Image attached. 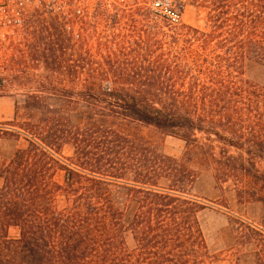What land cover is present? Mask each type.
<instances>
[{
	"label": "trees",
	"instance_id": "trees-1",
	"mask_svg": "<svg viewBox=\"0 0 264 264\" xmlns=\"http://www.w3.org/2000/svg\"><path fill=\"white\" fill-rule=\"evenodd\" d=\"M192 2L208 11L207 30L152 26L157 45L170 41V60L149 49L101 62L82 53L72 18L46 23L50 55L35 62L68 71L24 78L36 87L24 94V122L17 104L16 130L7 132L28 147L0 168V264H214L200 221L210 208L191 196L197 166L241 192L255 186L264 204V81L246 75L250 66L264 70V0ZM12 84L23 82L0 77V93ZM142 127L179 135L184 156L165 154Z\"/></svg>",
	"mask_w": 264,
	"mask_h": 264
},
{
	"label": "rangeland",
	"instance_id": "rangeland-1",
	"mask_svg": "<svg viewBox=\"0 0 264 264\" xmlns=\"http://www.w3.org/2000/svg\"><path fill=\"white\" fill-rule=\"evenodd\" d=\"M115 6L117 9L113 7L106 9L100 0H69V6L61 15L42 10H28L19 23L0 25V77L19 76L23 82V84H12L5 93H0V96L4 95L0 97V110H4L5 116L6 114L9 116L6 120L0 121L1 169L9 164L17 150L28 147L25 138L18 141L7 133L16 130L9 124L16 117L17 104L21 110L19 122H24L26 118L23 109L26 100L24 94L29 88L36 87L24 78L29 75L42 76L54 71H68L46 68L42 62H35V59L43 58L45 54L50 55L46 51V45L41 43V38L48 36L45 26L46 23L52 25L53 16L65 14L72 18L74 24L69 25L68 31L76 38L82 35L86 41L83 44L85 52L82 53L88 54L87 51L101 62L108 58L124 60L128 57L145 56L149 49L153 52L152 57L173 59L174 52L170 50V41L166 40L164 44L157 45L151 33L158 29H153L152 26H158L169 34L172 30H179L185 26L202 31L209 28L208 11L192 0L183 9V22L180 26H169L134 0H127ZM75 10L78 11L77 14L71 16L70 12ZM106 10L112 12L107 14ZM7 15L0 13V22L1 16ZM145 17L150 22L147 23ZM48 32L54 33V29H48ZM68 55L75 56L76 53L70 50ZM246 75L256 83L264 81L262 68L250 66ZM51 104L57 105V101L51 100ZM82 110L83 107L72 113L75 124L82 122ZM141 132L165 154L177 158L184 156L186 142L179 135L152 127H142ZM63 155L66 158L73 157L74 149L71 146L65 147ZM193 168L198 173V179L191 196L210 208L200 215V221L205 236L217 255L214 264H257V254L262 245L259 234L264 233V204L258 201L259 190L255 191L254 186L250 192H241L236 189L238 185L232 179L220 184L216 181L213 170L199 166ZM253 192L257 195L255 196ZM135 212L136 207L133 206L127 213L126 222H130ZM11 236L17 237L18 231L12 229ZM126 239L129 247H134L130 233L127 234Z\"/></svg>",
	"mask_w": 264,
	"mask_h": 264
},
{
	"label": "built area",
	"instance_id": "built-area-1",
	"mask_svg": "<svg viewBox=\"0 0 264 264\" xmlns=\"http://www.w3.org/2000/svg\"><path fill=\"white\" fill-rule=\"evenodd\" d=\"M108 6H115L127 0H100ZM150 10L153 15L169 26H180L183 22V9L190 0H134ZM69 6V0H0V25L17 24L28 10H42L61 15ZM12 13V14H10Z\"/></svg>",
	"mask_w": 264,
	"mask_h": 264
},
{
	"label": "crops",
	"instance_id": "crops-1",
	"mask_svg": "<svg viewBox=\"0 0 264 264\" xmlns=\"http://www.w3.org/2000/svg\"><path fill=\"white\" fill-rule=\"evenodd\" d=\"M6 115L7 116H5L4 110H0V121H4L9 117L8 114ZM3 186H4V179L0 177V188H2Z\"/></svg>",
	"mask_w": 264,
	"mask_h": 264
}]
</instances>
